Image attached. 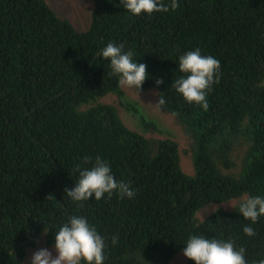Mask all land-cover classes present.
Returning <instances> with one entry per match:
<instances>
[{"label": "trees", "instance_id": "16d2710c", "mask_svg": "<svg viewBox=\"0 0 264 264\" xmlns=\"http://www.w3.org/2000/svg\"><path fill=\"white\" fill-rule=\"evenodd\" d=\"M91 1V27L80 32L47 0H0V264H30L28 250L45 226L54 247L55 227L73 214L105 237L104 264H172L179 256L195 264L183 254L193 234L231 240L257 264L264 216L251 223L238 208L264 196V0H177L174 10L140 16L121 0ZM110 42L147 65L149 78L134 90L163 96L158 107L175 129L160 128L129 100L99 55ZM195 48L221 65L207 110L172 87L182 75L179 57ZM109 96L116 100L101 101ZM122 104L151 135L123 121ZM97 156L133 198L65 196L77 169Z\"/></svg>", "mask_w": 264, "mask_h": 264}, {"label": "clouds", "instance_id": "9594fccd", "mask_svg": "<svg viewBox=\"0 0 264 264\" xmlns=\"http://www.w3.org/2000/svg\"><path fill=\"white\" fill-rule=\"evenodd\" d=\"M123 8L133 16L151 15L154 12H167L169 8L178 6L177 0H121ZM99 55L109 62L110 74L119 77V85L140 90L149 78L147 65L135 60L131 50L125 51L123 44L108 43ZM177 71L182 75L175 79L172 87L182 95L188 103L209 107L207 96L212 85L218 81L221 71L220 61L212 55L202 54L201 49L188 50L179 57ZM163 80H157V85ZM165 99L160 95L157 105H164ZM85 157V162L88 161ZM79 178L72 188H66L65 193L73 202L101 200L106 194L110 197L118 193L120 198H133L135 192L129 183L117 180L110 164L97 156L91 167L77 169ZM238 212L247 221L255 223L264 216V196L254 195L239 204ZM54 249L56 255L48 248H40L33 253L30 264H104L106 248L105 237L90 224L83 215H71L66 222L55 227ZM50 230L45 226L44 232ZM243 232L254 236L255 231L250 224L243 227ZM113 237V244L116 243ZM183 254L195 264H248L245 249L235 246L231 240L209 238L203 234H193L184 242ZM264 264V259L257 261Z\"/></svg>", "mask_w": 264, "mask_h": 264}, {"label": "rangeland", "instance_id": "374dc122", "mask_svg": "<svg viewBox=\"0 0 264 264\" xmlns=\"http://www.w3.org/2000/svg\"><path fill=\"white\" fill-rule=\"evenodd\" d=\"M49 3L52 4L55 11L63 17H66L71 20L75 28L82 32L86 31L91 27L92 24V15L94 11V4L91 0H47ZM125 93L129 100L137 102L138 104L142 105L143 108L146 110L147 115L151 119H156L160 122V128H164L165 131H168V128H171V117L163 115L161 110L159 109L158 97L155 93L153 94H142L139 95V92L135 91L134 89L123 87ZM141 94V93H140ZM116 100L115 96H109L103 98L101 101L105 103H110ZM123 121L133 130H136L144 135H151V133L146 132L143 133L141 125L136 117L130 114L125 108L124 105H119V108ZM169 129V130H170ZM157 137L166 138L168 135L165 133L158 134ZM183 166L187 173H193V162L192 159L185 154L182 155ZM206 208L201 217L206 218L212 211L215 209V206H212L209 210ZM40 248H48L50 251L53 252V255H56L54 247H48L46 245V234L42 233L36 239V247L28 250V258L31 259V256L35 251ZM172 264H184L182 258L177 257L173 260Z\"/></svg>", "mask_w": 264, "mask_h": 264}]
</instances>
